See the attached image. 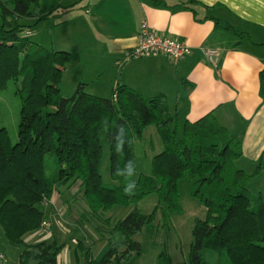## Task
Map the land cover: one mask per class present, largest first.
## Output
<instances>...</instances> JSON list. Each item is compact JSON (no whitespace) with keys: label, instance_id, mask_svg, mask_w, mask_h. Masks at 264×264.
<instances>
[{"label":"trees","instance_id":"obj_1","mask_svg":"<svg viewBox=\"0 0 264 264\" xmlns=\"http://www.w3.org/2000/svg\"><path fill=\"white\" fill-rule=\"evenodd\" d=\"M64 2L0 0V92L14 82L20 100L17 141L11 143L0 129V228L8 244L20 250L18 264H58L64 247L58 240L28 245L23 239L42 228L44 206L58 184L80 182L88 208L81 222L92 227V241L107 242L105 254L94 261L88 241L77 240V264H129L141 250L134 237L154 221L156 211L169 215L179 209V183L184 180L194 185L191 196L205 207L206 217L194 222L189 260L183 264H209L203 251L216 253V264H264V201L248 190L253 176L235 165L241 157L239 141L212 116L186 123L178 135L177 117L164 96L144 99L119 83L109 98L86 93L84 84L70 98L61 96L69 55L45 50L27 34L77 5ZM151 125L163 150L153 157L151 174H139L125 191L135 174L133 168L129 177L125 165L134 163V143ZM121 130L123 147L118 151ZM103 132L110 147V184L101 176ZM150 194L158 204L143 215L137 204ZM118 206L129 212L112 219L108 212ZM157 264L172 262L162 253Z\"/></svg>","mask_w":264,"mask_h":264},{"label":"crops","instance_id":"obj_2","mask_svg":"<svg viewBox=\"0 0 264 264\" xmlns=\"http://www.w3.org/2000/svg\"><path fill=\"white\" fill-rule=\"evenodd\" d=\"M76 2L79 0L71 4ZM80 2L84 16L78 30L83 45L99 52L102 64L112 69L107 79V67L96 71L97 80L105 79L108 87L93 85L100 90L94 89L90 94L109 97L119 83L144 99L164 96L170 113L177 117L178 135L186 123L212 116L239 141L241 157L235 165L253 176L248 190L264 201V161L262 169H258L264 158V0ZM144 22L157 35L186 44L189 55L180 60L160 56L127 60L125 56L136 47ZM61 46L64 45H58V51L65 52ZM206 49L219 52L216 63L207 59ZM84 84L89 89V81ZM87 212L80 182L60 183L44 206L48 227L27 234L24 242L32 245L56 239L64 246L57 263L77 264L76 242H86L87 232L91 231L87 230L89 226L80 225L81 215ZM1 237L0 228L3 244ZM96 243L101 246L96 251L91 249L94 261L107 251L106 242ZM0 262L5 264L6 259Z\"/></svg>","mask_w":264,"mask_h":264},{"label":"rangeland","instance_id":"obj_3","mask_svg":"<svg viewBox=\"0 0 264 264\" xmlns=\"http://www.w3.org/2000/svg\"><path fill=\"white\" fill-rule=\"evenodd\" d=\"M71 2L73 0H65L64 5H69ZM76 4L78 5L69 13L70 15L67 14V17L66 15H59L47 21L40 22L31 27V32L27 34L31 42L41 45L45 50L58 51V45L60 44L64 45L61 46L63 49L66 48L65 53L69 57L68 60L65 59L60 84V92L63 98H70L79 84H84V82L88 81L89 89L84 84L86 93L90 94L92 91H95L94 89L100 88L94 86H101L104 89L108 87L105 86L108 82H105V79L97 80L98 77L94 74L96 71L102 70L105 67L108 69H104V77L107 79L112 74V69L109 68V65L102 64L104 61L99 52L90 50L83 45L84 41L79 36L80 31L78 29L81 23H83L81 17L84 16V5L80 0ZM96 81L99 83H95ZM99 97L109 98L110 96L108 97V94H104V96ZM19 113L20 100L16 94V85L14 82H8L0 92V129L4 128L6 130L13 144L17 141ZM100 139L103 146L101 176L104 183L110 184V147L105 139L104 132L101 134ZM162 150V141L156 128L153 125L148 126L144 130L140 140L134 143L135 174L129 180V183L134 184L139 174L150 175L152 172L151 164L153 157L161 153ZM193 190L194 185L191 181L184 180L179 183V209L170 212L169 215H164L162 210L156 211L154 221L150 225L144 226L134 237L135 241L140 244L141 250L139 255L134 256L129 264H157V259L162 253L170 258L172 264L188 263L190 245L193 240L191 232L194 222L196 219L204 220L206 217L205 207L197 198L191 196ZM157 204V196L150 194L139 201L137 209L141 214L149 215L153 212ZM159 206L164 209L163 204ZM128 212V208L118 206L108 212V216L112 219H123ZM45 223L43 229L48 227L47 222ZM91 228L87 227V230L90 231ZM87 233L89 234V238L86 237L85 239L90 243L92 251H96L100 248L101 244L92 241L94 238L92 230L90 231L91 234L89 232ZM1 238L4 241L2 240L3 244L0 243V253L6 259L5 264H18L20 250L6 243L4 235ZM100 243H105V241H100ZM201 255L209 264L217 263L218 256L216 253L203 251ZM0 256L2 257L0 260L5 262L4 257L2 255Z\"/></svg>","mask_w":264,"mask_h":264},{"label":"built area","instance_id":"obj_4","mask_svg":"<svg viewBox=\"0 0 264 264\" xmlns=\"http://www.w3.org/2000/svg\"><path fill=\"white\" fill-rule=\"evenodd\" d=\"M190 48L179 41L159 36L154 33L144 22L138 34V42L135 48L127 52V60H137L149 56H160L168 59L180 60L189 55ZM205 56L211 63H216L219 52L215 49L204 50ZM46 223H43L45 227ZM0 258H2L0 256Z\"/></svg>","mask_w":264,"mask_h":264},{"label":"clouds","instance_id":"obj_5","mask_svg":"<svg viewBox=\"0 0 264 264\" xmlns=\"http://www.w3.org/2000/svg\"><path fill=\"white\" fill-rule=\"evenodd\" d=\"M123 135V131L121 130L120 135L117 137V140L119 141V143H117V150L121 151L122 147H123V141H120V136ZM125 167L128 169V176H132L133 175V168H135V165L132 161H129ZM119 175H123V173L121 171L118 172ZM133 187L132 183H129L128 186L125 188V191H130Z\"/></svg>","mask_w":264,"mask_h":264}]
</instances>
